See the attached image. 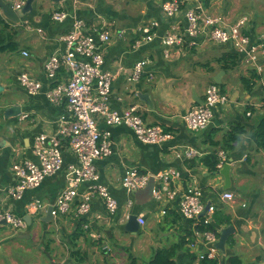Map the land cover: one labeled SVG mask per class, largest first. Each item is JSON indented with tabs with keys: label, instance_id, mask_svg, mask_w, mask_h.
Instances as JSON below:
<instances>
[{
	"label": "crops",
	"instance_id": "crops-1",
	"mask_svg": "<svg viewBox=\"0 0 264 264\" xmlns=\"http://www.w3.org/2000/svg\"><path fill=\"white\" fill-rule=\"evenodd\" d=\"M161 2L34 0L32 10L25 13L19 23L9 22L13 43L11 49L0 52V202L23 217L29 215L26 209L29 200L38 199L46 207L30 215L23 228L14 230L0 225L1 243L25 248L15 244L13 238L4 237L12 234L17 239L31 241L35 249L47 248L58 264H147L157 249L172 245H179L177 254L198 255L206 250V244L199 243L193 248L188 245L187 237L193 225L177 207L179 194L190 187L201 190L206 207H215L211 224L218 233L224 226L233 228L224 252L219 250L218 264H225L230 255L237 256L241 264H264V148L256 145L253 138L264 117V107L259 105L264 100V71L259 79H254L257 72L235 54L230 43H216L200 36L196 45L177 46L166 58L159 42L160 36L173 24L183 31L186 24L183 10L188 6H200L206 14L221 16L226 24L246 16V32L252 37H264V0H188L172 19L163 13ZM54 9L65 10L67 19L51 20L50 13ZM75 17L84 21L87 32L108 29L113 35L103 46L102 64L104 70L115 74L109 95L111 107L121 110L137 105L146 124H159L172 133V138L165 142L148 144L126 125L109 127L112 154L95 159L94 165L99 174L98 182L108 187L117 200L118 209L107 215L101 201L95 199L89 229L83 225L87 219L80 221L73 214L57 215L50 222L42 220L47 207L54 204L59 191L66 186L65 166L76 163V158L65 147L63 167L46 177L38 187L27 189L19 200L6 198L3 191L13 181L10 165L25 157L36 160L32 153L34 136L54 133L58 118L65 112L64 105L51 103L45 92L54 84L66 82L69 73L60 67L55 78H50L44 63L49 55L64 49L61 37L70 29ZM152 20L158 24L152 29L154 39L134 49L133 40ZM120 30L125 31L124 38H117ZM233 55L237 56L234 66L224 69L223 64L233 65ZM142 60L146 64L139 79L129 81L132 67ZM262 62L264 65V58ZM21 72L41 82L36 94L30 95L22 88L17 77ZM217 73H221L220 88L228 94L229 102L212 108L213 115L205 129H187L182 115L197 104V100H203L207 85L214 82ZM247 83L254 84L246 86ZM13 107H18V114L10 115ZM98 127L107 128L101 118ZM230 135L237 138L229 140ZM189 147L198 150L194 158L177 155ZM221 150L225 152L226 161L217 166L216 171L209 170L204 157L215 155L218 158ZM225 163L229 165L228 186L219 173ZM130 167L151 174L176 169L179 177L171 185L177 192L176 198L156 200L151 194V189L158 185L156 180H150L142 189L126 192L120 178ZM85 187V183L81 184L78 190ZM224 192L232 193L233 198L222 199ZM128 201L131 202L129 216L136 215L137 222L138 217L144 219L143 224L138 222L135 232L125 228ZM99 214L102 218L93 220V216ZM216 218L223 222L217 223ZM105 244L110 250L104 248ZM29 249L28 246L26 250Z\"/></svg>",
	"mask_w": 264,
	"mask_h": 264
},
{
	"label": "built area",
	"instance_id": "built-area-1",
	"mask_svg": "<svg viewBox=\"0 0 264 264\" xmlns=\"http://www.w3.org/2000/svg\"><path fill=\"white\" fill-rule=\"evenodd\" d=\"M5 1L17 11L24 6L26 0ZM187 1L162 0L161 9L167 18L172 19ZM183 12L186 21L183 31L173 24L159 38L164 57L169 58L177 46L196 45V39L202 36L216 43H230L234 52L242 58L244 63L251 66L258 74H262L264 37H252L246 32L248 21L246 16L226 24L221 16L206 14L200 6L185 7ZM67 17L68 13L62 9H54L50 13L51 20L56 22L64 21ZM157 25V21H149L142 28V34L133 40V48L136 49L152 41L155 37L152 29ZM124 32L120 30L117 38H124ZM61 38L64 49L60 53L49 55L44 68L46 75L50 78H55L60 67H64L69 74L66 82L57 83L48 88L45 97L53 104H63L65 112L58 118L54 133H38L34 136L32 153L36 160L25 157L10 165L13 181L6 185L3 191L6 198L19 200L27 189L38 187L46 177L57 173L63 167V148L65 147L76 158V163H68L65 166L66 186L59 191L51 213L54 217L73 214L80 221L87 219L83 225L89 229V216L95 199L101 201L107 215L114 214L118 209L117 200L110 194L108 187L98 182L99 174L94 165L95 159L112 154L109 127L126 125L137 138L148 144L165 142L172 138V133L159 124H146L137 105L132 104L121 110L111 107L109 95L115 74L102 68L103 46L113 38L108 29L87 32L84 21L75 17L72 19L70 29ZM23 53L27 55L26 51ZM145 64V60L136 62L129 73L128 80L139 79ZM17 77L28 94L34 95L40 90L41 82L29 73L21 72ZM262 94L264 96V83ZM203 101V104L193 105L182 115L187 129L192 131L205 129L211 121L212 108L216 105H226L229 102V96L218 84L212 82L204 91ZM259 105L264 107V100ZM247 114L250 115V111ZM25 117L26 114H23L22 118ZM99 118L104 121L107 128L98 127ZM197 154V149L189 147L177 155L192 159ZM217 155L218 166H220L226 161V155L223 150ZM178 177L179 173L174 168L151 174L138 167H130L123 171L120 184L126 192L132 193L146 187L150 180H156L158 185L151 189L152 196L156 200H172L176 198L177 192L171 185ZM84 183L86 187L79 191V186ZM232 198V193H222V199L231 200ZM130 206L131 202L128 201L126 219L129 217ZM45 207V204L38 199H32L26 203L29 215H34ZM177 207L180 214L193 225L190 236L187 237L188 245L193 248L199 243L206 244V250L196 255V259H201L204 255L219 259V249L215 246L218 232L208 228L212 223L215 207L213 205L206 207L201 198V190L190 187L179 194ZM101 218V214L93 216V220ZM0 220H5L6 224L15 230L26 226L23 215L14 213L1 202ZM138 222L143 224L144 219L138 217ZM104 248L110 250L107 244Z\"/></svg>",
	"mask_w": 264,
	"mask_h": 264
},
{
	"label": "trees",
	"instance_id": "trees-1",
	"mask_svg": "<svg viewBox=\"0 0 264 264\" xmlns=\"http://www.w3.org/2000/svg\"><path fill=\"white\" fill-rule=\"evenodd\" d=\"M12 33H11V27L9 21L6 20L2 15H0V52L11 49L10 45L11 43H13V41H11ZM236 55H233V60H234L233 65L223 64L222 67L224 69H227L230 66H234L237 57ZM254 72L256 73V71ZM259 78H260V74L257 73L254 74V79H259ZM253 84L248 85L247 83L246 86H253ZM218 85L220 86V84ZM236 138H237L236 135H230L228 139L235 140ZM253 138L256 145L264 148V117L260 120L258 127L254 131ZM203 161L207 163L209 170L216 171L218 169L217 166L219 160L217 157H215V155H208L204 157ZM214 220L219 224L223 222V220L218 218ZM208 228L216 231L215 225L211 224L208 226ZM178 246L179 245H172L169 247L157 249L152 255V257L148 260L147 264H218L217 258L216 259L208 258L206 255H204L203 258L197 260L196 259L197 256L189 252H183L177 254ZM44 251L46 252L48 251V249L44 248ZM225 264H241V261L237 256L230 255L226 258Z\"/></svg>",
	"mask_w": 264,
	"mask_h": 264
},
{
	"label": "water",
	"instance_id": "water-1",
	"mask_svg": "<svg viewBox=\"0 0 264 264\" xmlns=\"http://www.w3.org/2000/svg\"><path fill=\"white\" fill-rule=\"evenodd\" d=\"M33 1L34 0H26L25 1V4L24 6L20 9V10H17L15 11L10 5L9 3H7L5 0H0V12H1V15L6 19L8 20L9 22H12V23H19L21 17L25 14V13H28L32 10V5H33ZM54 2H59L61 0H52ZM223 72V71H221ZM221 77V73H217L215 78H214V83L216 84H220V78ZM203 100H197L196 103L197 104H203ZM10 111H12V113H10V115H16L19 113V109L18 107H13L10 109ZM228 171H229V165L227 163L223 164V169L222 170H219V173H221L223 176H224V181H225V184L226 186L229 185V175H228ZM52 209H53V206L52 205H49L47 207V212H46V217H44L42 220L45 221V222H50L52 221L53 219V215H52ZM30 219V215H26L24 216V220L29 222ZM6 222L5 220H0V225H5ZM139 227V224L137 222V216L136 215H133L131 214L129 217H128V220L126 222V225H125V228L129 231V232H135L137 230V228ZM232 226L230 225H227V226H224L222 227L220 230H219V233H218V239L215 243V246L222 252H224V249H225V243H226V239L228 238V236L230 235V233L233 232L232 230ZM49 259H50V264H58L56 262H54L52 260V258L50 257L49 254H47Z\"/></svg>",
	"mask_w": 264,
	"mask_h": 264
},
{
	"label": "rangeland",
	"instance_id": "rangeland-1",
	"mask_svg": "<svg viewBox=\"0 0 264 264\" xmlns=\"http://www.w3.org/2000/svg\"><path fill=\"white\" fill-rule=\"evenodd\" d=\"M2 226L10 227L9 224H5ZM40 229H42V227ZM49 229L50 228H48V230ZM1 234L2 233L0 232V235ZM4 237L7 238L8 240L13 238V242L15 244L19 243L25 246L26 249L29 246L30 249L26 250L25 248H22V247L17 248L14 246V244L12 245L9 242H7L8 244H3L0 242V264H50L51 261L47 255L48 252L47 251L45 252L43 250V247L39 249H35L31 241H29L28 243L25 240L23 241L22 239H17L12 234H10L9 237H7L6 235ZM49 241L52 242L51 239ZM11 245H12V248H11Z\"/></svg>",
	"mask_w": 264,
	"mask_h": 264
}]
</instances>
